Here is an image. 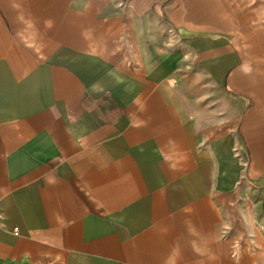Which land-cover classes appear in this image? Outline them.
I'll return each mask as SVG.
<instances>
[{
	"label": "crops",
	"instance_id": "obj_1",
	"mask_svg": "<svg viewBox=\"0 0 264 264\" xmlns=\"http://www.w3.org/2000/svg\"><path fill=\"white\" fill-rule=\"evenodd\" d=\"M0 264H264V0H0Z\"/></svg>",
	"mask_w": 264,
	"mask_h": 264
},
{
	"label": "built area",
	"instance_id": "obj_2",
	"mask_svg": "<svg viewBox=\"0 0 264 264\" xmlns=\"http://www.w3.org/2000/svg\"><path fill=\"white\" fill-rule=\"evenodd\" d=\"M16 232V231H15Z\"/></svg>",
	"mask_w": 264,
	"mask_h": 264
}]
</instances>
